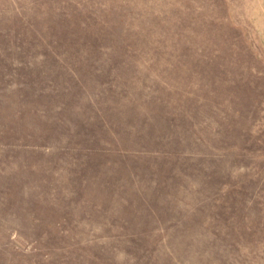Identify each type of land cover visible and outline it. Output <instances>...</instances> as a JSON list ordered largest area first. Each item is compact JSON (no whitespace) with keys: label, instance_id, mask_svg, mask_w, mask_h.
Returning <instances> with one entry per match:
<instances>
[{"label":"rangeland","instance_id":"1","mask_svg":"<svg viewBox=\"0 0 264 264\" xmlns=\"http://www.w3.org/2000/svg\"><path fill=\"white\" fill-rule=\"evenodd\" d=\"M0 264H264V0H0Z\"/></svg>","mask_w":264,"mask_h":264}]
</instances>
